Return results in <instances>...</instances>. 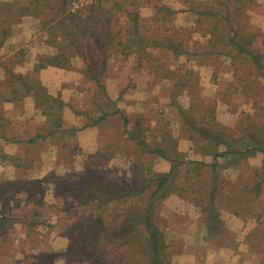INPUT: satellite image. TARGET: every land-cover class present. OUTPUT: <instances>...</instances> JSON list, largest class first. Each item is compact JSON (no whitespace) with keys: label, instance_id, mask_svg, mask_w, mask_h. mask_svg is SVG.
Returning a JSON list of instances; mask_svg holds the SVG:
<instances>
[{"label":"trees","instance_id":"1","mask_svg":"<svg viewBox=\"0 0 264 264\" xmlns=\"http://www.w3.org/2000/svg\"><path fill=\"white\" fill-rule=\"evenodd\" d=\"M148 1L28 0L26 5L18 6V14L13 13L15 2L0 1V58L3 45L11 37L13 25L20 22L21 16L36 18L39 34L45 37L43 42L53 48L50 54H37L32 68L25 72L18 71L14 63L0 62L3 67L0 137L26 144L20 153L0 152V162L18 167L16 175L20 182L0 185V193L10 192L4 198L0 197L3 209H19L16 216L0 215V260L5 257L12 260L17 257V250H21L23 256L13 261L40 264L46 254L44 251H49L46 249L48 233L54 231L78 246L77 251L68 250L67 264H80L81 258L89 256L82 249L86 243L99 250H102L100 246L110 248L114 254L124 248H137L143 255L141 262L136 264H173L164 233L154 217L156 208L169 195L186 193L184 184L178 181L181 178L187 182L189 191L195 192L192 200L195 199L200 207L201 222L208 235L218 233L222 224L221 210L236 213L264 211V203L259 200L264 189V116L248 113L234 128L220 123L215 105L221 98L201 93L198 73L202 66L212 67L213 81L218 72L217 65L207 60L223 56L228 61L226 67L242 90L249 91L253 86L260 90L255 81L264 79V47L258 45V33L250 31V25L243 17L246 7L254 0H212L196 7L197 0H193L189 10L195 11L198 18L192 28L175 24L176 11L159 0H150V14L143 15L141 8H148ZM192 32L199 33L204 41L194 39ZM85 37L93 40L90 49L81 44ZM218 45H223V49L216 48ZM20 54L16 52L15 55ZM74 57L85 63L81 73L91 85L89 89L81 88L84 96L78 106L76 100L64 101L60 95L50 93L39 77L41 69L46 67L70 68ZM118 57L121 58L117 61L121 62L132 57L135 66L143 68L149 75L150 83L164 79L170 81L172 101L183 89L194 99L186 108L175 100L170 103L176 109L180 124L177 137L162 130L157 140L156 134L143 125L139 116L131 120L118 107V100L110 98L105 80L117 76L118 65L114 60ZM188 62L192 64L187 66ZM242 66H247L248 72L243 73L247 71L244 69V75H239ZM252 73L254 78L248 82L246 79ZM232 83H229L230 88L236 90ZM258 83L264 88V82ZM27 96L33 99L34 108L40 111L44 122L36 127L33 136L20 138L13 132L12 122L4 116L7 109L3 104L15 105ZM66 109L78 118L79 127L66 124ZM109 116H117L123 137L134 143L140 156L160 157L170 163L169 169L154 171L137 158L130 177L120 182L107 180L106 176H100L101 171H93L94 168L81 174L70 171L64 176L51 171L49 179H53L56 185H67L57 187L51 208L44 209L42 193L33 190V186H40L44 181L29 178L27 173L38 155L36 152L40 146L36 143L47 138L55 141L58 135H74L80 129L99 127ZM180 137L191 142L195 154L209 156L211 161L188 157L177 147ZM103 152L107 159H111L108 149ZM257 154L263 156L260 164H249L248 160ZM230 167L239 170L234 181L219 174L221 169ZM181 169H184L183 173ZM205 169L209 170L210 182L199 188L200 181L194 177ZM19 191H26L27 197L24 202L15 201L10 207L9 200ZM127 201H132L127 207L106 213L109 205ZM43 211L55 217V222L45 219ZM16 222L25 228L20 236L9 231ZM42 225L48 228L42 231ZM39 244L45 248L36 253L34 250ZM63 255H67L66 251ZM70 255L78 257L71 261ZM126 258L114 259L113 264H126Z\"/></svg>","mask_w":264,"mask_h":264},{"label":"rangeland","instance_id":"2","mask_svg":"<svg viewBox=\"0 0 264 264\" xmlns=\"http://www.w3.org/2000/svg\"><path fill=\"white\" fill-rule=\"evenodd\" d=\"M0 1L15 2L13 13L16 14L19 13L18 6L26 5L28 2V0ZM183 1H186V4L189 5V3L193 0H159V3L163 2L168 4L172 8L177 9L183 7ZM210 1L211 0H197L194 6L196 7L197 4L202 6L205 2ZM148 5V8H141V13L143 15L150 14V0L148 1ZM176 18V22L178 25L183 24L181 26H187L189 28H192L194 26L191 24V21L194 18L191 14H179L176 16ZM187 21L188 25H185V22ZM38 25L39 23L36 18L32 16H21L20 22L13 25V33L11 37L8 38L3 45V48L1 50L2 57L0 58V62L6 61L9 64L14 63L16 64L15 67H17L18 71L25 72L27 69L30 70L32 68L31 66H26V64H28L32 60H35L37 54H50L53 48L43 42L45 37L39 34ZM192 37L199 41H204V38H202L199 33L192 32ZM92 43L93 40L88 39L87 37H85L81 42V44L87 46V49H90L92 47ZM216 48L223 49V45H218L216 46ZM16 52H21V54L15 55ZM119 58L121 57H118V59L114 60L118 65L119 75L117 74L116 77H109L108 79H106L105 86H108L110 94L113 97H115L117 94V100L119 102L118 104L119 106H121V109L129 117H131V120L134 117L139 116L143 122V125L147 126V128H149V131L150 128L153 130V132L157 136V140H159L158 135L160 134V132H162V130L173 137H177L180 134V124L177 121L176 109L171 106L170 103L175 100L180 106L186 108L188 107L190 102H193L194 99L190 95H188L185 89H183L179 93V95L172 101V99L170 98L172 92V85L170 81L162 80L161 82L150 83L148 77L149 75L145 74L143 68L135 66V61L132 57L124 60V62L117 61L119 60ZM181 60H183V57ZM207 61L212 65H217L218 72L216 73V78L212 81V67L202 66L198 69V73L201 77L200 84L203 89L201 93L212 98H215V96L218 95L224 101L226 106H219L217 108V102L215 105L216 117L219 116V118L221 119L219 120L220 123L229 126L230 128H234L236 126H239L240 122H242V119L248 113L255 116H257L258 114L264 116V88L262 87L261 83H258V81L264 82L262 79L258 78V81H255L256 86L260 90H258L254 86L249 91L247 89L242 90V88L239 87V83L234 80L230 69L226 67L228 61H226L223 56L218 58H211ZM71 64L72 65L70 68L53 67L52 69L44 71V76L42 77V79L40 78V80L42 84L47 87L50 93H52L53 95H60V97L64 101L76 100L78 101V106L79 104H82L81 100L84 96L81 88L84 87L86 89H89L91 85L89 84V81L82 76L81 73L82 69H84L85 67V63L83 62V60L78 58L74 60V63H72L71 59ZM191 64L192 63L188 62L186 65L189 66ZM244 69L247 71L243 72ZM242 72H248V67L242 66L239 75H241ZM1 76H3V67L0 63V77ZM253 78L254 74L252 73V75L246 80H248L249 82V80H253ZM214 82L216 83L217 87L214 85ZM230 82H234L232 84L236 88V90L230 88ZM4 105L5 103L3 104V106ZM15 105L19 106L18 109L22 110L24 116L22 117L23 119L21 123L12 122L11 126L13 127V132L17 136L22 138V127H24L25 125L33 127V124L35 123L34 118L28 117V115H35L36 117H40L41 114L38 109L34 108L33 99L30 96L24 97L21 101H17ZM82 108L88 107L82 106ZM7 111L4 113L5 115H7ZM227 116L233 117H231L232 119H227ZM41 118L43 123L44 117L41 116ZM35 119L38 120V118ZM64 119L66 121V124L77 127L80 126V121L77 120L78 118L70 109H66V113H64ZM104 126L108 128V125H105L103 123L99 127H92L91 131H88V133H86L87 131H81L74 135H58L55 140L58 144H56L55 141H52L53 145L48 141L43 143H40V141H38L36 143V145L38 144L41 147L47 146V148H49L51 145L53 146L54 150V146H58V156L56 161L54 160L56 155L52 148L51 153L49 152V149H45L46 147L44 149L42 148V161L40 169H38L39 167H35V169L33 170L29 169L28 173V175L34 176L36 178L38 177L40 179H43L44 181V183H42L40 186H33V190H35L36 193H42L44 209H47L48 207H50V204H53L52 202L54 200V193L57 190V187L61 185H67L59 183L56 185V182H54L53 179H49L50 177L48 174L51 171H54L59 176H64L67 172L70 171L81 174L85 171L90 170V168H94L93 171H101L99 172L100 176H106L108 178L107 180L120 182L121 180H126V178L130 177L131 170L134 166V163L137 161V158L140 159L143 164H145L146 168L152 169L154 171H167L170 167V163L165 160L164 163L160 157L148 155L140 156L134 143L125 139L123 135L120 136L117 134V136L112 137V139L115 141L114 144L103 143L104 141H99L103 139L101 137V134L104 132ZM109 127H112L114 129L115 123L111 122L109 124ZM1 130L2 129H0V131ZM147 135V139L150 142L152 140L150 138V133L148 132ZM6 145L7 150H15L16 146L14 144ZM106 145L107 147H105ZM21 146V150H24L26 144L22 143ZM177 147L178 149L185 152L188 157L200 158L206 161L210 160L209 156L195 154V148L192 147L191 142L186 141L182 137L178 138ZM104 149H108V155H113V152L119 154L114 157L115 159L113 158L110 160L107 159L106 155L104 154ZM257 155L251 158L253 162H256L258 160H260L261 162V159H256ZM38 156L39 153L36 157L38 158ZM36 166H38V163H36ZM94 166H97V168L95 169ZM183 171L184 169H181V173H183ZM219 174L224 177L226 176L224 169L221 170ZM38 175H40L41 177ZM46 177L49 180H46ZM194 178L200 181V184L198 185L199 188L203 186L205 187L210 182L209 170L205 169L199 176ZM76 181L77 179L74 180V184L76 183ZM178 181L181 184H184L186 193L182 195H169L156 208L154 217L156 224L164 233L165 241L168 246L167 250L170 254V258L173 264H179V260L183 262L184 256L183 254H180L182 253V242L180 241L177 234L173 235L171 232L166 230L165 225H168L170 224V222H174L176 220L179 221L182 216H193L197 211L200 212V207L196 205L195 199L192 200V197L194 198L195 192L193 193V190L189 191V189L187 188V182H185L183 178L179 179ZM226 188H229V186H227ZM60 192H62V190ZM20 198L22 199V197ZM203 198H205V196H203ZM131 202L132 201H127L126 203L117 205L111 204L108 206L106 213L111 214L113 209L120 210L122 208H125ZM164 213L165 215L163 216ZM168 214L169 216L167 217ZM45 219L50 220L51 223L55 222V217H46ZM48 234L49 237L47 242L49 244L48 248L46 249H48L49 251H44L46 254H44V256L41 258L42 260L39 261L40 264H67L69 260L67 259L68 252L70 250L77 251L78 246L75 244V242H71V240L67 238L66 240L65 237L63 239L62 236H58V234L55 232H50ZM220 234L227 238L231 237V233L228 232L223 231L220 232ZM217 235L219 234L217 233ZM86 244L82 247V249H84L85 252L89 254V256L81 258L79 260L80 264H113L115 263L113 262L114 259L119 260L120 258H123L122 260H124L125 256H127L126 264H129V262L131 264H136L141 260V256L143 255V252L137 248H124L120 250L122 252H118V254L115 253L116 255H118L116 256L114 253H112L110 248L100 246L102 250H99L96 248H91L92 245ZM43 248H45V246L40 245L38 248H36V250H34V252L37 253V251ZM65 251L67 254L66 256L63 255ZM16 256L17 257L11 258L12 260H10V257H5L4 260H0V264H19V261L16 263V261L13 260H19L23 256V252L21 250H17ZM113 256L115 258H113ZM76 257H78V255L69 256L71 261H73Z\"/></svg>","mask_w":264,"mask_h":264},{"label":"crops","instance_id":"3","mask_svg":"<svg viewBox=\"0 0 264 264\" xmlns=\"http://www.w3.org/2000/svg\"><path fill=\"white\" fill-rule=\"evenodd\" d=\"M210 2H212V0ZM210 2H205L203 5L208 4ZM182 5H183L182 8H177V9H174L170 6L172 9L176 11L175 21H174L175 24H177L176 16L179 14H191L194 17L193 20L190 19L192 20L191 24L194 25L195 23H197L196 20L198 16L196 12L189 10L190 3L188 5L186 4V1H183ZM243 17L244 19L248 21V24L250 25V28H249L250 31L258 33V38L256 42H258V45L261 48H263L264 47V0H254L253 4L248 5V7H246ZM186 24L188 25V21L185 22V25ZM75 59H78V57H74L72 59V63H74ZM34 61L35 60L30 61L28 64H26V66L32 67L34 64ZM78 67H81V66H78ZM52 68L53 67H46V68L41 69L40 78L42 79V77L44 76L43 74L44 71L48 69H52ZM164 80L168 81L167 79H164ZM262 80L264 81V79ZM214 85L217 87L215 82H214ZM106 87H107V90H108L107 92L110 98L117 99L118 97L117 94L115 93L116 96L113 97L110 94V91L107 85ZM117 105L121 109V106H119V104ZM219 106H226L225 103L222 102L221 99L220 100L217 99V108ZM4 108L8 110L7 115H5L7 119H9L11 122L21 123L23 119L22 117L24 116L22 110H19L18 108L15 107V105H13V103H10V102H8L7 104L5 103ZM41 116L36 117L35 115L33 116L28 115V117L34 118L35 123L33 124V127H29L26 125L22 127L21 134L23 135V137L24 136L29 137L35 134L36 127L38 128L42 124ZM231 117L227 116V119L229 118L232 119ZM35 118H38V120H36ZM217 119L221 120L219 116L217 117ZM111 122L115 123L114 129L112 127H109V124ZM103 123L105 125H108V128L104 126V132L101 134V137L103 139L99 141H104L103 143L114 144L115 141L112 139V137L117 136V134L122 136L120 120L117 119V116H109L107 117V119L103 121ZM26 129H30V130H26ZM91 129L92 127H88V128L80 129L78 132L87 131L86 133H88V131H91ZM46 141L50 142L53 145L52 139H48V138L45 140H42L41 143L46 142ZM6 144H14L16 146L15 150L14 151L7 150ZM21 144H17L13 142L11 139L5 140L4 138L0 137V145H1L0 152H4L8 154L20 153L21 148H22ZM54 147H55V150L53 149V146L51 145L49 148H47V146H42V147L40 146L39 149H37L38 151L36 152V153H39V156L38 158L35 157L34 159L35 163L32 162V164L30 165V169L33 170L35 169V167H39L38 169H40L41 161H42L41 160L42 159L41 158L42 148L49 149L50 153H51V148H52V150L55 152V155H56V157L54 158V160L56 161L57 156H58V153H57L58 146L55 145ZM112 154L113 155L110 157L111 159H113L119 153L113 152ZM262 157H263L262 155L258 154L256 156V159L258 158L262 159ZM162 161L165 163L163 159ZM204 161L210 162L211 158L210 160H207V161L204 160ZM36 163H38V166H36ZM248 163L252 165H259L260 160L253 162V160H251L250 158L248 160ZM17 170H18V167H15L14 165L8 164L5 161L0 162V185L2 184L10 185L12 183H18V180H17L18 176L16 175ZM224 170H225L226 176L229 177L233 181L235 180V178L237 177L239 173V170L236 167H230ZM27 173H29V169ZM28 177L36 178L30 175ZM7 193H10V192L5 190L3 194L1 191L0 197L4 198V195H6ZM24 193H26V191H19L15 193L14 196H12V198L9 200L10 207L14 206L15 201L21 203V200H23L22 202H24L25 198L27 197V194H24ZM20 197H22V199ZM259 197H260L259 200L262 203H264L263 190ZM1 198H0V215L9 214L11 216H16L15 214L19 212V209H16V210L14 209L6 210V208L3 209ZM42 213H43V217L45 218L52 217L51 215H48L46 211L45 212L43 211ZM196 213L193 216L192 215L182 216L179 221L176 220L174 222H170V224L168 225H165V229L171 232L173 235L177 234L179 236L180 241L182 242V253L180 254H183L184 257H183V262L179 260V264H264V211L261 212L260 210H258L257 212L252 213L251 211L248 212L246 210V211H240L239 213H236L235 211H232V210L230 211L221 210L220 219L222 220V224L219 230L217 231L219 235L217 234L208 235L205 226L201 222L202 214L198 211ZM164 215L165 213L163 214V216ZM168 216L169 214L167 215V217ZM43 226L44 225H42V227L40 228V230L42 231L48 228L44 226V230H43ZM9 231L16 232L15 235L20 236L25 231V228L24 226L21 225V223L16 222L12 225ZM223 231L231 233V237L227 238V237L222 236L220 232H223ZM51 232H54V231H51ZM62 238L64 239V237ZM15 240H18V239L15 238Z\"/></svg>","mask_w":264,"mask_h":264}]
</instances>
